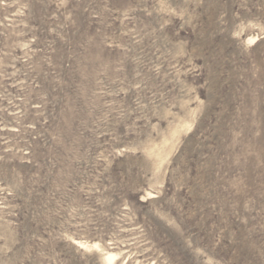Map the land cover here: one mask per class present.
I'll list each match as a JSON object with an SVG mask.
<instances>
[{"label": "rangeland", "instance_id": "1", "mask_svg": "<svg viewBox=\"0 0 264 264\" xmlns=\"http://www.w3.org/2000/svg\"><path fill=\"white\" fill-rule=\"evenodd\" d=\"M0 264H264V0H0Z\"/></svg>", "mask_w": 264, "mask_h": 264}, {"label": "bare ground", "instance_id": "2", "mask_svg": "<svg viewBox=\"0 0 264 264\" xmlns=\"http://www.w3.org/2000/svg\"><path fill=\"white\" fill-rule=\"evenodd\" d=\"M113 258H114V256L112 254H106L105 255V260L108 262L111 261Z\"/></svg>", "mask_w": 264, "mask_h": 264}]
</instances>
